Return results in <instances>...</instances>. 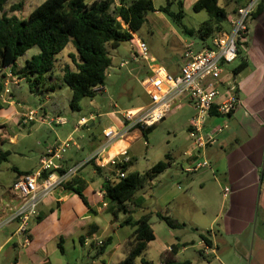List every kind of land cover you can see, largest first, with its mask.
Here are the masks:
<instances>
[{
	"label": "crops",
	"instance_id": "0c3cea01",
	"mask_svg": "<svg viewBox=\"0 0 264 264\" xmlns=\"http://www.w3.org/2000/svg\"><path fill=\"white\" fill-rule=\"evenodd\" d=\"M229 1L227 0L226 4ZM248 1L241 2L231 10L227 9L229 16ZM155 12L157 13L158 10ZM253 18L255 20L259 19V24L249 25L250 32L245 46L240 48L237 57V59L241 58V62L232 71H229L226 67L228 64L224 65L223 73L216 78L222 93L221 97L218 98V102H221L227 95L226 89L228 84L232 82L236 85V93L240 103L226 117L212 114L206 121V127L211 128L224 121H227V127L217 134L216 142L204 150H196L191 140V145L184 150V157L179 162L176 161L174 155L166 153L164 156L169 155L172 161L170 167L154 181L137 191L133 197L134 204L130 205V209L134 218L148 212H160L171 215L186 224L183 228L171 229L164 221L154 215L150 222L155 232V239L149 243L146 252L140 256L139 264H142L143 260L152 261L155 264H167L170 261L180 262L181 264H264V230L257 231L260 209L264 213V9ZM225 27V30H229V22ZM173 32L168 31L166 34H168V38L174 35L176 40L182 44L183 56L184 46L189 40L174 30ZM136 36L134 34V39H136ZM208 44L210 45V42ZM206 45L207 43L200 42L195 49L200 51ZM74 52L76 51L72 48L59 56L61 67L57 66L58 74L67 65L74 67L69 57L70 53ZM184 61L183 57L181 63L164 67L170 73L177 74ZM242 62H246L247 66L240 72L234 73V70ZM146 66L144 80L150 73L148 64ZM19 67L21 66L19 65ZM22 80L24 79H18L19 83ZM142 83L144 85V82ZM15 87L19 88L20 86L15 85ZM62 89L64 90V88ZM144 89L148 99L142 105L123 108L120 107L119 103H114L112 110L101 111V108L97 107V110L101 113L87 116L91 117L89 127H94L99 117H109V124L102 128L101 135L88 136L84 145L80 144V140L83 141L86 136L82 134L78 141L75 140L74 136L80 131V128L77 127V121L67 134L58 133L56 142L49 147L51 148L56 143L64 140L74 139L76 144L71 146L72 149L82 150L84 153L88 150L80 160L64 155L60 164L66 170L81 165L76 175L88 183L84 193L90 206L96 212L91 213L89 207L83 203L77 194L67 193L64 188L58 189L40 203L43 210L49 207L51 212L46 215L44 220L34 219L30 222L26 233L30 239L29 243L25 244L24 236L17 231L18 222H13L8 225V228L0 230V255L10 245L21 247L25 251V256L18 253L17 256L13 257L12 254L9 257L7 256L9 263L0 260V264H53L48 256H40L41 254H49L48 242L52 240H55L58 246L59 243L63 244L65 238L68 237L71 238L73 243H75V238L80 241L81 237L85 239L87 236L103 240L111 238L112 241L113 237L111 235L104 236L105 229L99 221V214L108 206V204L105 207L102 205L104 198L100 192L102 191L103 178L94 169V164L99 166L98 162L95 160L89 161V159L106 144L105 129L109 127L124 129L126 122L121 112L125 110L138 112L148 106L150 97L146 88ZM57 91L58 89L44 96L46 102H53L54 117L59 116L60 112L58 99L55 100ZM103 91H106L105 85ZM4 100L6 102L1 99L7 106L15 107L13 120L18 118L20 123H24L21 117L27 111L24 110L20 99L15 97V93L5 96ZM41 107L43 117H47V108L43 104H41ZM171 114L173 116L184 115L187 131H189L190 121L195 115V109L187 97H181L173 105L168 115ZM0 131L3 138L7 139L3 132L4 126ZM142 136L143 132L139 127L129 130L124 138L112 142L102 153L101 156L104 158V162H107L113 156H119L120 152L127 148L132 162L131 167L135 168L132 171L140 172L136 168H138L137 166L141 160L139 158L143 157L137 146ZM201 159L207 160L209 166L193 169L195 163ZM134 161L135 163H133ZM154 164L147 165V170ZM104 170L111 171V164H107ZM155 181L158 188L156 196L155 193H150L155 186ZM9 192L10 188L5 197L9 196ZM217 195L220 199L217 198ZM0 200L2 202L1 197ZM52 205L58 207L57 212H53ZM1 207L4 208L2 203ZM43 210L38 208L39 216L44 213ZM138 212L140 214L135 217ZM200 214L208 215L207 224H200L197 221ZM123 219L118 218V225L117 222L113 224V221H111L115 234L124 231L122 227L129 226H122L121 221ZM155 223L158 225V229ZM130 227L131 231L129 234L127 233V237L120 239L118 246L114 248L115 251L113 252L116 253V258L113 264H121L127 254L130 236L134 230L132 226ZM199 229L203 230L202 232L200 230L198 236L192 232ZM201 234H205L209 238L210 249H205ZM29 251H31V256Z\"/></svg>",
	"mask_w": 264,
	"mask_h": 264
},
{
	"label": "trees",
	"instance_id": "16d2710c",
	"mask_svg": "<svg viewBox=\"0 0 264 264\" xmlns=\"http://www.w3.org/2000/svg\"><path fill=\"white\" fill-rule=\"evenodd\" d=\"M10 1L0 0V94L5 88L7 77L5 70L9 69V73L14 77L25 79L32 92L38 91L45 95L67 85L72 92L70 107L73 110L80 109L83 98L93 99L101 92L97 87L105 85L112 64L110 50L116 49L123 42L133 40L134 34H137L147 22L150 12L163 11L177 24H181L185 17L184 0H168L167 6H161L159 9L155 8L153 0H119V5H115L114 0H46L27 18L16 15V11L20 10L23 4L9 6ZM220 1L197 0L193 5L194 11L205 10L209 15L199 30L204 43H207V38L210 39L214 34L225 31V26L229 22L227 5L230 1L225 5ZM174 3L178 6L176 12L169 8ZM263 9L264 0H261L253 17L260 14ZM184 30L191 35L194 33V29L186 26ZM70 44L76 51L69 55L74 67L67 65L58 74L57 66L61 67L59 56L65 53V49ZM34 46L39 47V53L27 59L24 67H19L18 59ZM203 47L210 45L207 43ZM246 66L247 63L242 62L234 73L240 72ZM5 105L0 101V109ZM211 114L218 113L214 110ZM2 127L0 125V130ZM153 128L154 126L140 129L146 137L147 132ZM2 141L4 138L0 131V142ZM7 155L8 153L5 152L0 153V163ZM171 164L169 155L143 173L130 169L131 158L128 162L111 165V171H105L104 167L94 164L95 171L103 178L101 190L104 191V201L109 205L108 210L117 219L123 213L125 217L121 221L122 226L129 225L134 228L127 254L121 264H135L137 258L146 252L149 243L155 239V232L150 222L154 215L171 229L186 226L171 215L160 212H148L134 218L130 209V205L134 204L135 193L164 173ZM66 171L63 168L60 170L61 173ZM120 173H124V176L122 177ZM87 184L76 175L64 185V190L67 193L77 194L89 207V211L95 213L84 193ZM42 217L40 215L36 219L41 221ZM201 237L210 243L205 234H201ZM83 240L85 241L81 237L80 241L85 245ZM93 240L90 244L99 247L101 255L111 243L109 238L98 246ZM59 247L64 251L61 243ZM142 264L155 263L143 260ZM167 264L181 263L170 261Z\"/></svg>",
	"mask_w": 264,
	"mask_h": 264
},
{
	"label": "rangeland",
	"instance_id": "374dc122",
	"mask_svg": "<svg viewBox=\"0 0 264 264\" xmlns=\"http://www.w3.org/2000/svg\"><path fill=\"white\" fill-rule=\"evenodd\" d=\"M44 1L46 0H11L9 6L12 4L22 3L23 7L16 11V15L21 18H27L30 13ZM196 1L197 0H184L185 17L181 24H177L163 11H158L157 13L150 12L148 14V20L143 25L142 29L136 34V39L140 38L146 42L150 57L155 58V64L169 67L183 61L184 55L182 56V44L176 40L174 35H171L170 38H168V34H166L168 31L173 32L174 30L182 37L188 39V42H193L195 47L197 44L202 42L199 30L202 23L209 18V15L205 10L199 12L193 10V5ZM226 1L227 0H221L220 3L224 5ZM230 1L231 2L227 5L228 10L233 9V7L239 5L241 2L248 0ZM153 2L155 8L159 9L161 6H167L168 0H153ZM9 6L7 7V11L9 10ZM169 8L173 12L178 11V6L175 3L171 4ZM250 24L253 26L255 24H259V19L255 20L253 16H251ZM184 26L194 29V33L192 35L186 33ZM173 34L175 33L173 32ZM206 40L207 43L210 42L209 38ZM72 48L75 47L70 44L65 49V53ZM135 50V39L123 42L116 49L110 50L112 64L109 68V75H107L105 81L106 91L99 92L93 99L83 98L80 102L79 110H73L70 107V100L72 96L71 89L67 85H63L61 88H58L55 100L58 99V103L60 104L59 116L65 118L67 121L66 126H53V123L47 124L41 121L44 116L43 111L41 110V104L47 108V117L45 118L50 119L51 117H54L55 113L53 109V102H46L44 97L45 95L41 92H32L25 79L19 83L20 87L16 88L13 82L15 83V81L20 78L14 76L11 78L12 83L9 85L11 93H9V95L15 93V97L20 99L25 111L36 110L37 120L28 124L20 123V119L18 118L13 120L15 116V107L13 108L5 105L0 109V125L4 126L3 132L7 137V139L0 142V153H8L6 159L0 163V197L2 198V202L0 200V215L4 214L1 203L5 206L6 203L10 201V196L5 197V195L12 186V182L19 174L38 169L41 156L45 155L47 149L56 142L58 133L67 134L71 130V127L83 116L101 113L97 110V107H100L101 111H108L113 109L114 103H119L120 107L127 108L142 105L146 102L148 96L142 82L146 76V64H148V62L146 63V61L143 60H133L132 55ZM39 51L40 49L38 46H34L29 49L24 56L18 59V64L21 67H24L27 58H31L33 55L38 54ZM240 62L241 58L237 59L232 64L226 65V67L229 71H232V69ZM122 63L125 64L122 65ZM8 72H10V70L7 71V73ZM62 88H64V90ZM92 100L95 101L91 102ZM137 113L138 112L134 114L136 115ZM108 121L109 117H99L98 120H96V125L94 127H89L91 123L90 121L86 126L80 127V131L74 136L75 140L78 141L82 134L85 135V139L83 141L80 140V144L82 143L84 145L88 136L93 134L97 136L101 135L102 128L109 124ZM146 135L147 136L145 137L143 134L137 146L143 158H139L141 160L139 161L137 166L138 168L136 169H138L141 173L147 170V165L157 163L158 161L165 159L164 155L166 153L174 155V157H176V161L179 162L182 157H184V150L191 145L185 116L180 114L174 116L172 114L168 115L165 120L157 123V125L152 130L148 131ZM70 148L64 155L66 157L72 156L75 160L82 159L88 151L86 150L84 153L82 150L77 151L76 149H72L73 147L71 149ZM133 163H135V161ZM130 169L132 170L135 168L130 167ZM18 172L22 173L18 174ZM156 183L157 182L155 181V186L153 187L152 192H150L151 194L155 193V196L158 192ZM147 197L149 198V196ZM217 198L220 199L219 195H217ZM219 199L217 200L219 201ZM52 206L53 212H57L58 207L55 205ZM108 207L109 205L107 206V209H104L99 214V221L105 229L104 236L111 235L113 237L104 254H99L100 249L97 246L92 244L84 246L80 243L78 238H75V243H73L71 238L68 237L65 238V241L62 244L64 251L60 249L55 240H52L48 242L49 254H41L40 256H48L53 264H113L116 258V253L113 252L115 251L114 248L118 246L120 239H125L127 237V233H130L131 227H122V230L124 231H121L119 234H115L113 232L114 228L111 226V221H113V224L117 222L118 225L119 220L114 217L110 210H108ZM40 209L43 210L42 205L39 206V210ZM43 212L42 220H44L46 215H49L51 211L49 210V207H47L43 210ZM139 214L140 212H138V214L136 213L135 217ZM207 216L208 215L205 216L200 214L197 221L200 224H207ZM124 217L125 215L123 213L119 216L120 219ZM257 224V231L261 229L264 230V213L262 209H260L259 221ZM155 225L158 229V225L156 223ZM5 228H8V225L3 229ZM200 230L202 232L203 229L192 232L198 236ZM8 247L2 251L0 260L9 263L8 257L12 254L13 257L17 256L16 254L18 253L25 256L23 248L13 247L12 245ZM29 253L31 256V251H29ZM140 260L141 257L136 260L135 264H139Z\"/></svg>",
	"mask_w": 264,
	"mask_h": 264
},
{
	"label": "built area",
	"instance_id": "2783aa9c",
	"mask_svg": "<svg viewBox=\"0 0 264 264\" xmlns=\"http://www.w3.org/2000/svg\"><path fill=\"white\" fill-rule=\"evenodd\" d=\"M95 1V0H93ZM119 5V0H114ZM261 0H249L245 5L240 6L229 16V30L214 34L210 38V47L196 51L193 42H187L184 46V60L179 73H170L163 65L155 64V58L150 57L148 45L140 38L135 39L136 50L132 58L135 61L145 60L150 70L149 76L144 80V86L149 94L150 103L147 107L138 111L125 110L121 115L125 119L124 129L109 127L104 130L106 144L96 151L89 159L98 162L100 167L107 164L117 165L130 160L127 148L120 152L119 156L111 157L107 162L101 156L107 147L117 139L124 138L129 130L135 127L149 128L161 122L172 110L173 105L181 97H187L195 115L191 118L189 136L196 150L201 151L216 142L217 134L227 127V121L211 128L206 127V121L212 116L215 110L219 116L230 115L239 105L240 99L236 93V85L230 82L227 87V95L218 102L222 93L217 84L218 78L224 71V65L233 63L239 56L240 48L245 46L250 32V17L256 11ZM134 40V38H133ZM125 63H122L124 65ZM13 75L7 73L4 91L0 94L1 99L11 93L9 85L12 83ZM14 85L19 86L16 80ZM103 91L104 86H98ZM10 96V95H9ZM37 120V111L29 110L22 115V121L26 124ZM91 117L84 116L78 120L77 127L86 126ZM41 121L54 125H64L65 118L56 116L53 118L43 117ZM76 142L73 139L56 143L48 149L47 153L40 159L37 170L20 174L10 187V201L3 208V215H0V230L5 226L18 222V232L24 236V243H29L26 235L30 222L39 216L40 203L51 196L55 191L64 188V185L76 176L81 165L61 173L63 168L60 162L65 152ZM209 166L205 159L195 163L193 169ZM123 177L124 173H120ZM101 195L104 197V191ZM105 207L107 203L104 201ZM93 238L87 236L84 244L89 245ZM98 246L103 244V239L96 238ZM205 249H210L209 244L203 239Z\"/></svg>",
	"mask_w": 264,
	"mask_h": 264
}]
</instances>
